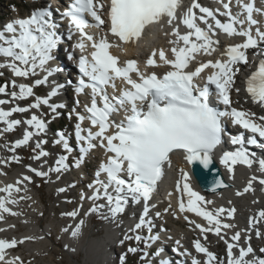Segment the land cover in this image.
I'll list each match as a JSON object with an SVG mask.
<instances>
[{
	"label": "snow or ice",
	"instance_id": "1",
	"mask_svg": "<svg viewBox=\"0 0 264 264\" xmlns=\"http://www.w3.org/2000/svg\"><path fill=\"white\" fill-rule=\"evenodd\" d=\"M220 2L224 9L222 12L220 9L213 11L202 6L199 0H191L190 6L179 13L178 8L182 7V0H72L62 12L57 8L61 20L68 19L70 34H79L75 47L83 52L87 46L85 41L91 44L93 49L91 59L85 55L79 58L81 78L76 92L80 94L85 89L91 91L90 103L84 106L86 115L75 113L77 120L75 137L80 142V155L72 164L69 163L70 155H59L46 171L41 170L47 165V160L43 158L50 156L51 153L44 148L48 143L43 139V134L47 131V121L43 118L45 114L41 112L38 115L32 112L30 117L23 121L10 117L14 113L39 110L42 106H47L53 114L58 108L65 107L63 104L50 102L63 87L61 84L54 83L50 91L43 96L34 92L35 87L47 84L49 77L55 71H59L57 68L48 67L49 62L53 60V51L58 46V25L52 19L50 5L33 10L26 18L7 22L3 29H0V57L3 58L0 60V69L7 68L14 77L24 79L35 77L37 70L44 72L45 75L43 78L34 79L31 84L17 83L15 79L0 84V94L8 97L0 99V124L4 125L0 128V137L14 131L21 124L26 125L21 138L0 145V148L12 153L7 157H0V165L20 163L22 158L16 150L33 142L35 147L31 159L41 161V164L39 167H33L31 164L25 167L39 177H50L55 173L56 179L59 180L63 172L71 167H79L86 155L98 146L102 147L111 155L101 162L93 181L87 185L91 190L90 194L84 191L80 193L81 201L85 199L92 201L85 215L107 208L111 217L115 219L125 212L130 203H142V213L138 221L128 229L124 239L134 240L137 244L143 242L145 249L159 241V234H152L154 222L150 213L155 204L151 201L158 182L164 175L165 165L171 163L172 154L182 151L183 158L188 164L199 162L205 169L213 166L216 159L214 150L222 144L226 131L223 117H229L233 125L252 134L247 139L248 144L255 145L260 142L258 138H264V115L257 116L248 109L233 107L231 98L233 92L236 94L240 92V88L236 87V77L241 70L240 65L249 63L248 50L264 45V29L253 15L254 12L264 13V9L255 7L254 0H235L239 11L234 14L230 7L232 0ZM105 8L106 13L103 12ZM219 16L226 19L222 21ZM88 17H91L92 22ZM165 21L171 27V32L166 35L174 37L169 41L172 45L170 51L173 58L170 59L163 49H153L146 61L147 67L168 66L169 70L163 75H158L155 71L150 73L142 71L134 59L121 63L119 57L111 53V48L121 47L116 40L123 44L138 41L146 27ZM181 24L186 31L181 32ZM90 27L101 29V32L89 33L86 29ZM218 32L243 39L239 43L228 45L220 53L222 58L200 60L201 56H212L219 50V40L216 38ZM109 34L112 40L109 39ZM69 58H72L71 53ZM193 64L196 65L194 68ZM207 69H211V72L204 77L205 83L200 86L197 81ZM0 75L3 73L0 72ZM117 80L123 81L126 87L121 88L118 95L109 94L108 88L115 89ZM244 83L245 91L252 103L264 108V59L259 60L255 70L251 71ZM212 92L215 93L217 100L226 106L225 111H219L210 105L209 97ZM31 97L34 99L26 106L22 107L15 103ZM6 104L13 106L6 110L2 107ZM121 112L123 118L119 121L114 120L113 116ZM72 115L70 112L69 116ZM85 120L90 123L88 128L82 127ZM229 142L233 148L223 151L218 161L229 179H234L236 166L252 168L255 164L258 165L257 171L261 175L253 174L243 192L255 191L254 182H258L264 190V159L257 160L255 154L245 146L243 132L229 135ZM53 143L62 146L64 153L73 151L62 132L57 134V139ZM261 146L264 147V144ZM179 173V178L175 182V191L179 194L178 211L184 214V219L189 225L199 230V237L193 241V246L197 253L204 255L203 264H264V256L257 255L250 243V233H254L257 238H264V229L261 227L264 225V209L249 217L247 228L236 230L228 237L227 231L236 229L237 226L225 222V217L234 218L235 208L211 207L214 201L207 199L194 188L189 171L181 167ZM102 174L105 179H101ZM0 175L6 173L0 169ZM26 182L31 183L32 177L22 175L15 183L0 186L2 194L0 221L5 219L4 214L13 216L21 214L13 211L9 205L18 204L19 200L29 198L25 196L17 198L15 195L27 191ZM22 185L24 187H21ZM229 186L217 170L206 191L215 193ZM70 187H75V184L60 187L58 192L64 193ZM242 194L239 191L236 193L238 196ZM168 195L171 197L173 193L169 192ZM100 200H104L105 203H97ZM66 202L71 203L70 200ZM170 209L169 203L163 212L166 213ZM187 213H194L207 223H198L195 219H190ZM176 214L173 212L174 216ZM62 215L75 218L78 210L73 209ZM155 216L161 217L162 213L156 211ZM83 223L81 219L75 225L71 231L72 237L79 235ZM145 229L148 235L141 234ZM209 233L225 242V258H221L206 246ZM35 238L25 236L19 240L0 239V262L23 264L19 256L6 260V250ZM242 238L248 242L246 245L240 243ZM202 239L205 242L202 243ZM175 243L176 248L173 251L180 256L189 255L187 249L181 251L180 240ZM67 247L65 245V248ZM138 251H141L138 247L128 248V252L131 253ZM163 252V248H157L151 255L159 257ZM259 252L264 253V248H260ZM149 255L148 251L143 252L146 264H152L148 259ZM123 259L124 257H121V260ZM158 264L172 262L160 258ZM192 264H201V261L193 259Z\"/></svg>",
	"mask_w": 264,
	"mask_h": 264
},
{
	"label": "bare ground",
	"instance_id": "2",
	"mask_svg": "<svg viewBox=\"0 0 264 264\" xmlns=\"http://www.w3.org/2000/svg\"><path fill=\"white\" fill-rule=\"evenodd\" d=\"M182 2H183V6H187V7L190 6V4H191V0H182ZM199 3L202 6L209 7L213 11H215L216 9H220L221 12L223 11L221 9L220 0H199ZM232 3L236 4L235 0H232ZM257 5L261 6L258 1H257ZM222 17L223 16H219L218 18H220L223 21ZM180 30H181V32H184V31H186V28L181 24ZM170 32H171V27L169 25H167L166 21L164 22V24H161L159 27H151L144 32V36H145L144 40L139 41V43H136V45H137L136 47H135V44L133 42L128 43L126 45V49L124 52H127L131 56H136L139 59H141L143 57V54H145L148 51H153V49L169 50L170 49L169 41L171 39H174V37H172L170 35H166V33H170ZM235 37H237V36L229 37L226 34H224L223 32H218L216 38H218L219 44L221 45V48L224 49L225 44L229 43L231 41V39L235 38ZM201 59L204 60L203 57H201ZM66 63L63 61V54L61 52V49H58V48L54 49L53 60L49 62L48 67L57 68V69H59V71H55L53 73V75L51 77H49V84L52 86H54V83H58V84L63 85V87L58 92V96H57L58 98H60L62 96L64 89L68 86V83L70 82L69 78L67 76V73H70L72 71H71V68L69 67V65ZM37 74L43 75V72L40 70H37ZM20 81H22V80H20ZM238 86L239 85L236 83V87H238ZM237 96H238V98H236L237 99L236 103L248 102L247 97L244 96L241 92H239V94ZM0 99H8V98L0 97ZM60 100L65 101V97H61ZM18 102H19V100L16 101L15 103H18ZM21 103H22V101H21ZM255 105L260 107L264 112V108H262L261 106H259L257 104H255ZM2 107H4L7 110L8 108L12 107V104H6V105H3ZM21 137L22 136H18L16 139L21 138ZM99 148H101V147H99ZM5 151H6V149L0 148V154L4 153ZM93 152H94V150H92L89 154L92 155ZM103 152L104 151H102V153ZM217 155H218V152H215V156H217ZM72 157H74V156H72ZM260 158L264 159V151L262 152V154H260ZM43 159L47 160V157L43 158ZM29 164H31L33 167H39L41 164V161L32 160L29 163H26V161H25L23 166H20L19 168H17L15 171L12 172V175L10 176V178L4 179L3 176L0 175V181L2 182L1 186L5 185L7 183H15L16 179L22 175H29L32 178L36 177V175L34 173L30 172L25 167L26 165H29ZM48 166H52V165L47 160V165L41 170L46 171ZM181 167L185 168V170L188 171L189 164L188 163L183 164L179 160L178 157L177 158L171 157V163H170V165H168V170L164 176L163 183L158 188L157 193L155 192L153 194L151 203L155 204V208L150 213V215L153 219V222H154L153 234H159V236H160L159 241L154 242V244H160V240L163 237L168 238L166 231L163 230L160 226H157L155 224V221H157V217L155 216L156 211H160L162 213L161 217H163L166 221L165 224L163 225L164 228H166L167 224L171 222V219L174 216L173 212L177 213L174 216L175 218H180L185 223H187V225L189 227L184 231V232H186V235H184L185 239L182 240L179 236H176V238L178 240H180L182 247L183 246L189 247L192 244V239H193L194 235L199 237V230H195L193 226L189 225V223L187 221H185L184 214L179 213V211L177 210V205H175L174 202L172 201L173 195L171 197H169V195H168L169 192H172L173 194L176 193L175 182L179 178V174H180L179 169ZM0 169H1V166H0ZM223 170H224V174H225L227 180L230 181V183H231V187L228 189L225 188V190L223 189V190L216 192V193H210V194L203 193V195H205V197L207 199L214 201V204L211 206L213 208L222 206L225 209L226 208L231 209L232 206H235L234 218L229 219V218L225 217V222L232 223V224L237 226L236 229H232V230L227 231V236L230 237L234 231L243 230V229L248 227L247 221L249 220V217L255 215L256 212L260 208H262L260 204H264V191L261 189L262 186L258 182H254L253 187H254L255 191H249L246 193L243 192L244 187L247 185V181L254 174V171H252L251 169H245L239 165L236 166L234 179H229L228 174L224 168H223ZM48 178H49V180H54L56 177L52 176V174H51L50 177H48ZM49 185L52 186L53 188L57 187V185L55 183L49 182ZM21 187H24V185H22ZM58 187H59V185H58ZM26 188H27L26 192L22 191L18 194H15V195L17 196V198L20 196L29 197L26 199L35 201V205L32 207V209L28 213H21L20 212V207H19V205L21 204L20 200H19L18 204L9 205L10 207H12L13 211L21 213V214L16 215L17 218L15 220L9 219L8 217H6L7 215L4 214L5 219L0 221V229H4V231H0V237H3L1 235L6 234V233H7V235H10V236H12V238H16L17 240H19L25 236L36 237L35 239L25 240L24 243H22V244L24 247H27V249H31L32 244H35L33 246V249H36V250H32V251L37 252V248L39 247V245L40 244L44 245L46 243V239L51 240V233L53 231H56V235L59 238L64 240V245L68 246L67 248L64 247V250H65L68 258H72L73 253H77V251L79 249L80 250L82 249L87 256H89V252H90V255L94 254V249L92 248L93 250H91L90 246H98V247L103 246V248L105 250H109V248H110L109 243H107L106 241L100 240V239H94V238H92V235L89 232H87L88 231L87 229L89 226L88 224H90V222L93 219V217H91L90 215L85 220H83L84 221L83 226L81 227L80 233L77 237H72L71 231L74 229L75 225L78 224L79 221L81 220V217L79 215H77L75 218H73V217H68L66 215L61 214L63 217L61 216L55 222H50V224H46L44 226L42 224H39L36 220L35 209L39 208L36 200H37V198L39 199L40 196H38L36 189L32 183L26 182ZM238 191L243 193V194L239 195V196L236 195V193ZM229 201L231 203H229ZM253 201H258V202L253 203ZM169 203L171 204V209L166 213L163 212V210L169 206ZM129 205L131 206L129 208V210L132 211L131 220H134L137 222L139 216L142 213V203L141 204L130 203ZM68 211L69 210H60V213L61 212L66 213ZM252 212L254 214L250 215V213H252ZM168 214H170V216ZM187 215H189L190 219H195L198 223H201V224L207 223L206 221H204L200 217H197L195 215H191L188 213H187ZM161 217H159V222H161V220H160ZM127 218L128 217H126L124 213L119 215L115 219L112 218L110 214L105 215L103 217V222H102L103 227L106 230L105 237L106 238H113V237L117 236L119 228H121V229H124L126 227L131 228L133 226V224L130 221V219L129 218L127 219ZM18 221H21V223H23L24 225L27 226V230L25 232H21V234H16L14 232L16 229L19 228ZM10 225H14V227H10ZM261 227H262V229H264V225H262ZM63 228H68L69 230L68 231H62ZM87 233H89V234H87ZM169 233H168V236H175L173 233H170V234ZM210 235L219 239L217 236H215L214 234H211V233L208 234L207 239H209ZM250 235H251L250 243L254 242L255 240H260V241L264 242V238H257L254 233H250ZM241 241L248 243L243 238ZM72 249H75V251H73ZM105 250H104V253H105ZM16 256H19L21 258V254L16 253L15 248L6 250V257H5L6 260L11 259L12 257H16ZM87 256H86L83 263L76 262V264H88V262H87L88 257ZM203 258L204 257L202 255H200L197 260H199V261H201V263H203ZM113 259H114V256L111 253L109 256V260L111 261ZM164 259L167 261H170L166 255H164Z\"/></svg>",
	"mask_w": 264,
	"mask_h": 264
},
{
	"label": "rangeland",
	"instance_id": "3",
	"mask_svg": "<svg viewBox=\"0 0 264 264\" xmlns=\"http://www.w3.org/2000/svg\"><path fill=\"white\" fill-rule=\"evenodd\" d=\"M31 2L32 0H0V21L4 20L6 17H10L17 13L19 14L26 13L31 8ZM1 59L2 57H0V60ZM0 72L3 73V75H0V78H3L5 82L7 80V77L13 76L11 71L8 70L7 68L0 69ZM39 76L40 75L37 74L35 77H31L27 80L31 84L32 81L36 78H39ZM47 91L48 90L44 91L43 87L38 86L36 88V95H41V96L46 95L49 92ZM64 95L67 100L66 102H64L65 104H63L65 105V107L58 108L55 114L51 113L47 106H42V109L44 110L43 113H47L50 116V118L54 119L53 130L49 129L50 133H48L46 136L43 137V139L48 141V143L44 145V148L45 150L51 153V155L47 157V160L51 163V165H53L56 158L62 154L70 155L72 153L70 155V161H69L70 164L75 163L77 160L75 158L74 151H72L71 153H64L62 146H58L53 143V141L57 138V134H58V133L55 134L54 129L64 130L65 136L67 138H71L70 135L72 134V131H73L72 127H74V122L71 119L72 116L71 117L69 116V107H68L69 105L67 104L69 103L70 100L68 99V96H66V89H65ZM33 99L34 97H31V98L26 99V101L31 103ZM51 103L60 104L59 99L54 98V97L51 98ZM15 118H19V115H15ZM19 133L20 131L18 132V134ZM16 136L17 134H13L11 136V141H14ZM6 141L7 140L4 138L2 143H0V145L4 144ZM30 143L26 147L21 148L19 151H17L18 155H20L22 158L21 162L12 163L10 165H7V168H6L7 173L6 175H2L4 179L10 178V176L12 175V172L15 171L17 168H19L20 166H23L25 161L26 163H29L33 160L31 159V157L33 155V151H32L34 148L33 145L35 144H30ZM69 143L71 146H73L72 141L69 140ZM99 152H101V149H99ZM5 153H8L7 155H5V157L12 154L8 151H5ZM73 154H74V157H72ZM92 167H93L92 163L91 165L82 163V165H80L79 167H71L69 170L61 174V179L59 180H57L56 178L54 180H49L48 177H39V176L32 178L31 183L34 185L38 196H40L39 199L37 198L36 200L39 208L35 209L36 220L39 224H42L44 226L46 224H50V222H55L58 218L62 216L61 214L63 212L60 213V210L71 211L73 209H77L78 212L81 213V210H80L81 207L77 206L78 202L82 203V201L79 200L78 198V194L80 193V190L81 189L84 190L86 186V184L83 183L86 176L89 175V177H91V174L89 171L91 170ZM52 176L56 177V174L52 173ZM49 182L55 183L57 187L53 188L52 186L49 185ZM70 184H75V187L68 188V190L64 193L58 192V189L60 187H66ZM66 200H70L71 203H67ZM20 201H21V204L19 205V207H20L21 213L30 212L32 207L35 205V201L27 200L26 198ZM168 215L170 216V214ZM127 217L131 219L130 215ZM16 218L17 216H13V215L9 216V219H12V220H15ZM160 220L161 222H159V217H157V221H155V224L164 229L163 225L165 224L166 221L163 217H161ZM181 220L178 218H172L170 223L167 222L168 224L165 228V231L167 233L169 232L173 233L175 237L179 236L180 238L185 239L184 235H186V232L184 231L189 226L185 225L182 222L183 220L182 221ZM102 222H103V218L102 216L99 215L93 218L90 224H88L89 226H88L87 232H89L92 235V238L100 239V240H103L109 243V245H111L109 252L113 254L115 253L117 257L120 255L119 250L120 251L122 250L126 254L125 257L120 256L119 258L115 259L116 260L115 262H117V264H121L123 260L125 261L126 264H140V259L143 257V252L148 251V249H144L145 248L144 243L141 242L137 244V242L134 240H125L124 238H121L120 241L125 242L123 243V247L119 248L117 246H114L111 240L115 238L105 237L106 230L103 227ZM18 223H19V228L16 229L14 232L16 234H21V232H25L27 230V226L21 223V221H18ZM119 232H122L123 235L125 236V233L128 232V229L119 228L118 233ZM3 238L11 239L12 237L10 235H7L6 233V234H3ZM210 238H211V243L217 248V251L219 253H222V251L225 249V244L223 240H220V239L215 240L217 239L216 237H210ZM34 245L35 244H32L31 249H27V247H24L23 244H19L18 245L19 247L16 246L17 248L15 247V252L21 254V260L23 261V264H76V262L83 263L87 256L82 249L81 250L79 249L77 253H73L72 258H68L64 250V247H65L64 240L59 238L56 235V231H53L51 233V240L46 239V243L44 245L42 244L39 245L40 248L39 247L37 248V252L39 254L37 252L32 251V250H36V249H33ZM254 245L257 247L258 251L260 248H264V243L261 241L255 242ZM129 246L138 247L139 249H141V251H138L135 253L128 252ZM92 248L94 249V254L90 255V252H89V256H87L88 264H104V262L105 264H112V261H110L109 258H107L108 253H106L107 250H105L103 246L102 247L90 246L91 250H93ZM104 250L106 251L105 253H104ZM149 254L151 255L150 252ZM261 254H263L264 256V253H261ZM121 257H124V259L121 260ZM0 264H3V263L0 262Z\"/></svg>",
	"mask_w": 264,
	"mask_h": 264
},
{
	"label": "water",
	"instance_id": "4",
	"mask_svg": "<svg viewBox=\"0 0 264 264\" xmlns=\"http://www.w3.org/2000/svg\"><path fill=\"white\" fill-rule=\"evenodd\" d=\"M191 167H192L193 175L196 178L199 186L203 189V191L206 193H213L211 191H206V189L210 186L211 182L213 181V178L216 175L217 170L223 176L222 169L220 168L216 160L214 161V165L210 166V168L208 169L203 168V166L200 165L199 162H195L191 164ZM223 179L225 180L224 176H223ZM225 182L229 184L226 180ZM223 189L225 188H221L217 192Z\"/></svg>",
	"mask_w": 264,
	"mask_h": 264
}]
</instances>
